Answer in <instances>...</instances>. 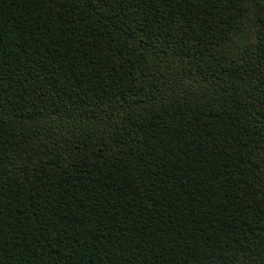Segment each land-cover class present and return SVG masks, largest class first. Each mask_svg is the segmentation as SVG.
I'll return each mask as SVG.
<instances>
[{
	"label": "trees",
	"instance_id": "16d2710c",
	"mask_svg": "<svg viewBox=\"0 0 264 264\" xmlns=\"http://www.w3.org/2000/svg\"><path fill=\"white\" fill-rule=\"evenodd\" d=\"M0 264H264V0H0Z\"/></svg>",
	"mask_w": 264,
	"mask_h": 264
}]
</instances>
